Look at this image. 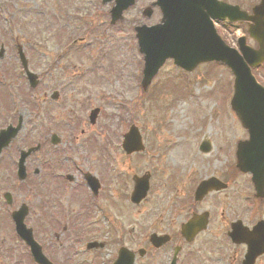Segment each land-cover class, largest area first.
Returning <instances> with one entry per match:
<instances>
[{"label":"rangeland","instance_id":"1","mask_svg":"<svg viewBox=\"0 0 264 264\" xmlns=\"http://www.w3.org/2000/svg\"><path fill=\"white\" fill-rule=\"evenodd\" d=\"M153 1L139 0L124 14V26L114 28L109 26L111 5L103 6L101 0H0V47L1 44L5 47L0 72L5 73L6 77H2L5 85L10 86L11 80L15 82L16 88L10 89V95L16 93L21 113H26L30 119L19 139L25 144H35L46 135L49 142L51 134H58L64 143L60 148L70 151L75 159L79 157L84 170L89 169L85 165L89 162L90 172L102 183L109 185L112 180V197L108 195L110 204L104 205V212L116 216L120 224L128 220L138 228H142L140 223L148 213L150 220L173 218L180 208L171 205L172 195L182 205L190 202L189 196L195 187L209 173L219 171L233 157L230 151L237 141L245 137L230 104L234 77L222 64H204L186 74L168 60L154 78L155 96H151L154 83L146 93L141 90L144 61L138 51L134 27L160 22L157 9L149 19L142 16L143 9ZM220 29L230 45H235L242 30L224 26ZM15 35L26 55L31 57V71L45 75L47 68L52 67L36 93L28 90L22 74L16 49L12 46ZM72 39L78 40L77 46L72 44ZM65 44L69 45L63 50L66 52L63 59L59 55ZM78 72L86 76L78 77ZM259 73L264 77V67ZM54 91L60 93L58 104L50 103ZM44 94H47V102L40 98ZM3 96L7 97V93L0 90V108L8 100ZM31 97H39L37 103L34 104ZM36 104L43 109L51 108L49 117L44 118L48 127L41 125L40 118H33ZM97 107L102 113L92 127L89 114ZM11 108L10 104L8 109ZM131 125L139 128L145 145V151L135 156H127L121 149L123 135ZM92 128L95 129L86 135ZM71 132L79 141L77 145L82 142L87 146L81 144V150L74 151L70 144L73 142ZM109 136L111 140L106 143ZM115 140L118 146L112 150ZM204 141L211 149L201 155ZM46 157V151L40 155L43 160ZM71 171L79 181L72 185L77 189L67 191V199L86 200V207L79 206L78 202L77 208L86 218H93L90 213L96 211L93 199L86 188L84 191L78 188L81 178ZM114 172L118 177L112 179ZM146 172H151V176L153 173L150 189L146 202L136 208L129 199L134 189L133 177ZM108 192L104 191V197ZM21 194L30 196L31 191L23 187ZM33 221L32 212L27 222ZM110 252L111 247H108L101 256L105 258ZM74 263L92 264L90 260L81 259L80 262L69 253L67 264Z\"/></svg>","mask_w":264,"mask_h":264},{"label":"flooded vegetation","instance_id":"2","mask_svg":"<svg viewBox=\"0 0 264 264\" xmlns=\"http://www.w3.org/2000/svg\"><path fill=\"white\" fill-rule=\"evenodd\" d=\"M220 1L239 6L240 10L251 15L261 0ZM217 26L239 27L242 28V36L245 35L246 26L242 24L232 26L225 22ZM219 32L225 39L224 32L221 29ZM250 45L256 47L252 40ZM50 70L48 67L47 75ZM38 75L41 82L44 81V74ZM2 76L6 77L4 72H0L1 93L6 91ZM258 78L264 83V77ZM4 96L3 99L8 98ZM11 98L13 104L9 99L3 102V107L1 104L0 131L10 127L15 129L20 123L21 130L0 154V264H38L30 248L18 236L12 217L14 212L24 206L29 213L26 225L41 246L47 264H67L69 253L80 259V262L84 259L90 260L92 264H117L123 248L128 253L121 257L125 261L122 264H130L131 257L135 259L134 264H264V182L260 183L261 178L256 184L251 174H243L237 168L235 157L228 159L219 171L208 174L205 179L212 181L201 198L196 199L194 191L189 196L190 202L185 205L172 198L171 205L180 208L173 218L162 221V217H155L150 220L148 213L142 218V228L128 220L120 224L116 216L103 210L104 205L110 204L108 195L111 196L112 180L109 185L102 183L90 172L92 167L88 165L89 162H84L89 168L84 170L79 157L75 159L70 151L64 152L60 148L64 145L63 141L48 142L46 135L38 143L25 144L19 137L30 119L26 113L17 109L18 97ZM31 98L35 104L39 97ZM40 98L42 102L48 101L47 94ZM50 103L59 102L50 99ZM10 104L12 108L8 109ZM35 106L32 110L33 118H40L41 125L46 124L48 127L44 118L49 117L51 108ZM112 145L117 149V143ZM37 146H40V150L26 160V181L22 182L18 173L20 156L23 151ZM45 151L47 157L43 160L40 155ZM71 170L81 178L82 184L78 188L83 191L86 188L93 199L96 211L90 212L88 208L93 218H86L77 208L78 202L79 206L86 207V200L78 197L70 198V201L67 199V191L77 189L72 188V185L79 181ZM88 174L97 179L98 192L95 195L87 183ZM23 187L30 189V196L21 194ZM107 190L109 192L104 197L103 193ZM165 207L164 204L163 209ZM32 212L34 221L29 224L27 221ZM192 219L197 232L187 233L184 226ZM80 245L82 247L79 249ZM108 247H111V252L103 258L101 253Z\"/></svg>","mask_w":264,"mask_h":264},{"label":"water","instance_id":"3","mask_svg":"<svg viewBox=\"0 0 264 264\" xmlns=\"http://www.w3.org/2000/svg\"><path fill=\"white\" fill-rule=\"evenodd\" d=\"M112 0H104V3ZM136 0H116V7L112 9V23L122 20L123 12L134 6ZM161 8L163 19L157 26L136 28L140 53L144 54L146 62L144 69L143 89L146 90L153 77L168 58H172L175 64L192 72L200 64L220 62L229 67L235 76L234 96L231 102L242 126L247 129L250 139L240 142L237 146L238 167L242 172H252L254 180L264 176V88L260 86L251 73L249 67H257L264 63V1L256 7L254 17L249 19L245 14L234 16L229 6H223L213 0H158L152 5ZM225 13V14H224ZM152 9L144 11L145 16H151ZM230 18L231 22L253 21L256 26L249 30L251 36L258 41V50L242 48L243 56L238 51L226 46L217 35L211 22V18ZM4 51L0 52V57ZM23 59L24 68L27 64ZM33 83L35 76L27 72ZM98 110L91 115L94 123ZM15 133L2 132L0 135V151L15 136ZM124 149L128 154L143 149L141 139L136 129L125 136ZM208 150V145L203 146ZM30 153L23 156L25 159ZM22 159V162H23ZM261 166V167H260ZM257 167V168H256ZM262 172V174H261ZM148 176L144 179H136L133 200L140 202L145 197ZM209 183H204L198 190V196L207 192ZM26 211H20L14 216L17 220L18 231L23 239L33 248L37 249L33 241L31 231H27L23 220ZM193 224V223H192ZM192 224L186 227L191 231ZM28 235L26 234V232ZM39 257V256H38Z\"/></svg>","mask_w":264,"mask_h":264},{"label":"bare ground","instance_id":"4","mask_svg":"<svg viewBox=\"0 0 264 264\" xmlns=\"http://www.w3.org/2000/svg\"><path fill=\"white\" fill-rule=\"evenodd\" d=\"M182 148V147H181Z\"/></svg>","mask_w":264,"mask_h":264}]
</instances>
